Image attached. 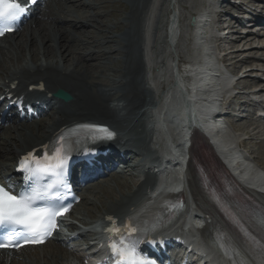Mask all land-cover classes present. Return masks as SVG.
Masks as SVG:
<instances>
[{"label": "bare ground", "instance_id": "6f19581e", "mask_svg": "<svg viewBox=\"0 0 264 264\" xmlns=\"http://www.w3.org/2000/svg\"><path fill=\"white\" fill-rule=\"evenodd\" d=\"M121 1L126 3L129 12L120 21L123 28L117 31L110 32V29L116 27V23L109 24L103 18L107 16L111 18L115 15L116 12L110 11L111 5H119V0H83V3L77 6L68 5L72 0H51L52 10L49 7L38 14L28 25L27 34L17 39L0 41V94L3 89L9 87V84L17 81L18 89L21 90H25L29 85L44 83L47 94L63 89L73 97L70 104H63L61 108L54 110L49 119L20 124L9 132L0 125V159L2 160L3 157V161L0 162V174L8 170L10 163L17 156L43 145L60 127L76 121L99 122L111 126L119 133L115 144L122 145V150L126 149L134 154L141 151L150 152L153 136L148 125L153 120V110L158 107L159 98L147 88L148 77L143 60L145 49L142 47L145 23L154 2L153 0ZM166 1L162 6H165ZM162 8L158 14L157 23H159L155 24L157 36L162 30V18L165 12ZM185 9L189 10V15L195 11L189 7ZM94 19H100L99 24L94 23ZM78 27H94L95 30L92 28L87 30L90 32L102 29L103 32L99 38H96L97 40H93L95 36L92 37V41L98 43V48L96 45L92 46L93 49L87 46L85 40L80 42L75 38L71 39L69 28ZM29 28L31 29L28 32ZM82 31L87 32L80 30V37ZM246 36L237 35L233 40L231 52L226 56L230 63L228 67L232 72H242L244 68L242 64L249 61L248 57L241 59L239 55L242 51L240 44L248 38L251 39L248 37L250 35ZM263 39V35L254 36L252 41H247L246 46L252 50L255 47L253 45L264 41ZM237 42L240 44L235 45ZM81 45L87 49L80 47ZM110 45H114V48L111 49ZM233 49L235 53H232ZM261 49L264 50V45H261ZM231 55L236 57L232 58ZM120 57L123 63L117 67L114 63L119 62L117 58ZM91 60L94 61L93 64ZM159 61L161 57L158 58L156 65H164V61L158 63ZM262 63L264 71V57ZM259 75L251 74L250 77L245 72L239 79L238 85L247 89L257 82L255 77ZM47 94L41 97L45 99ZM245 117L243 119L247 122L245 126H240L241 130L256 124L255 119L249 114ZM151 124L156 125V120ZM125 131H128L127 135L124 134ZM132 136H136L135 141H130ZM256 136L264 138V131H258ZM214 137L217 140L215 135ZM250 138L253 140L255 137L253 135ZM246 147H249V144H246ZM262 151L264 152V147ZM260 158L263 159L260 161ZM257 163L263 166L260 167L263 173L260 170L258 173L264 175L262 153L255 161V165ZM133 165L136 168L140 166L137 162H133ZM151 180L152 177L147 175L145 182L133 190L136 184L133 179L113 176L105 184L95 186L91 198L82 195L86 205H91L87 210L88 214H94L95 217H92L94 220L103 221L107 216L125 213L130 207H136L134 212L145 210L147 201L138 202L144 196L146 185ZM81 211L78 212V220L88 225L89 220L82 217ZM148 214L149 211L146 212V216ZM79 230L81 228H77V231ZM66 253L60 243L54 242L50 244L43 257L35 259L32 264H42V262L64 264ZM3 259L5 258L0 257V264H4ZM12 264L22 263L13 258Z\"/></svg>", "mask_w": 264, "mask_h": 264}, {"label": "snow or ice", "instance_id": "6c2138e0", "mask_svg": "<svg viewBox=\"0 0 264 264\" xmlns=\"http://www.w3.org/2000/svg\"><path fill=\"white\" fill-rule=\"evenodd\" d=\"M35 2L36 0H31V3ZM26 11V7L18 0H0V35L12 31L13 22L18 21ZM113 136L114 133L107 127L82 124L60 135L58 141L53 143L51 151L46 146L42 157H37L34 152L23 157L18 170L25 174L24 179L31 186L26 185L25 190L15 193L14 186L10 183L8 187L0 185V229L8 230V239L11 241L13 237L23 236L26 243H36L43 242L51 235L56 226L55 217L65 210L53 203L61 197L52 194L51 190L55 188L58 191L61 186L66 187L64 177L74 145H79L85 140L95 142L112 139ZM73 137L75 139H72ZM44 176L55 179L41 186L39 180ZM41 201L43 204L38 203ZM107 231L120 230L110 228ZM132 231L137 229L133 228ZM142 235L143 233L131 239L122 236L119 244H110L116 264H155L138 251ZM5 246L6 244L0 241V247Z\"/></svg>", "mask_w": 264, "mask_h": 264}, {"label": "rangeland", "instance_id": "374dc122", "mask_svg": "<svg viewBox=\"0 0 264 264\" xmlns=\"http://www.w3.org/2000/svg\"><path fill=\"white\" fill-rule=\"evenodd\" d=\"M75 0H72V2ZM166 0H153V7H152V11H149L150 13V17L148 24L145 26L144 29V44L142 49H146L145 51V56H143L144 59V64H145V70L150 73V69L152 70V56L154 55L153 60L156 61V57H161V60H163L164 62H166V64L169 66V62L173 61V65H175L177 63V60L180 61H184L187 62L191 56V52L194 46L193 41L191 40V34H192V30L190 28V26L188 25L187 21H185V19L187 20V18L190 17V15L188 14L189 10H186L185 7H189L190 9H194L199 10L200 9V4L199 1L200 0H167L165 6H162L164 4ZM83 2L82 0H78V3ZM70 4V3H69ZM68 4V5H69ZM161 7H163L162 9L165 11L163 13V18H162V30H163V23H165V27H164V31L160 30L159 35L157 36L156 31H155V24L158 25L157 23V19L154 18L156 13L158 11V9H161ZM113 10V12H116L115 15H113V17L109 18V16H107L106 18L104 17L103 20H105L107 23H116V27L113 28L111 31H117L120 30L121 28H123V26L121 25L120 21L123 19V17H125L126 13L129 12L128 10V6H126L125 3H120L119 5H111V9L110 11ZM173 12L176 13L177 17H178V28H179V39H174L173 40V46L170 45V42L168 40V34H167V27H168V22H169V18L172 17ZM156 19V20H155ZM94 23L99 24L100 19L99 20H93ZM105 22V23H106ZM93 29L94 27H86V28H75V29H70V37L77 39L78 41L82 42V41H87V46L91 47L93 49L92 46H97L98 43L93 42L92 41V37H94L93 40H97L96 38H99L102 34V29H97L95 32H90L87 31L89 29ZM80 30H86L87 32L84 33V31H82L81 33V37H80ZM95 30V29H93ZM98 34L97 36L95 34ZM100 34V35H99ZM264 37V36H263ZM252 38H254V36L251 37V39L248 38V40L252 41ZM242 41L243 44H240V42H237V44L235 45H239L240 44V50H242L239 54L240 58H246V57H252L251 59H249V61L247 63H243L242 66L243 68V72L242 74H244L245 72L248 73V75L250 76L252 75H258L260 74V76H262L263 74V63H262V59L264 57V50L261 49V45H264V41H259L260 43H257L252 50H250V48H248V46H246L247 41ZM264 40V39H263ZM91 41V42H90ZM237 41V40H236ZM93 43V45H92ZM86 44V43H85ZM228 44H233V41L230 40L228 42ZM162 46V47H161ZM80 47H83V45H81ZM238 47V46H236ZM85 49H87L86 47H83ZM98 48V46H97ZM110 48H114V45H110ZM95 49V48H94ZM247 49V50H246ZM84 51V50H83ZM87 53V52H85ZM235 53V49H233V52ZM117 55V54H116ZM236 55V54H233ZM231 55L230 57L235 58L236 56ZM119 57V55H118ZM119 60V62L114 63L115 66L120 67V65L123 63L121 62V57L117 58ZM100 61V60H97ZM94 62L93 60H91V63ZM93 64V63H92ZM164 70L163 66L158 67V71ZM247 70V71H246ZM97 70H95L96 72ZM258 71V72H256ZM162 72V71H161ZM159 72H155V74H158ZM251 77V76H250ZM160 90H158L157 92H159ZM245 121V120H244ZM246 123V122H245ZM249 145L251 147L250 153L252 155V157H255V160L257 161L258 157H261V153L264 155V152L262 151L263 147H264V138H260L258 136H255V138L252 140H249ZM262 151V152H261ZM3 159V157H1ZM263 158H260V161ZM259 160V159H258ZM263 163V162H262ZM81 209H86V207L84 206V204L80 207ZM88 213H85V217L88 220H93L92 217H95L94 214L90 215ZM92 216V217H91ZM66 264V263H65Z\"/></svg>", "mask_w": 264, "mask_h": 264}, {"label": "water", "instance_id": "95a60500", "mask_svg": "<svg viewBox=\"0 0 264 264\" xmlns=\"http://www.w3.org/2000/svg\"><path fill=\"white\" fill-rule=\"evenodd\" d=\"M62 97H65V96H62ZM66 98V97H65Z\"/></svg>", "mask_w": 264, "mask_h": 264}]
</instances>
